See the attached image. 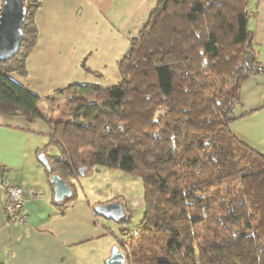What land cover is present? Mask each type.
<instances>
[{"label":"trees","instance_id":"1","mask_svg":"<svg viewBox=\"0 0 264 264\" xmlns=\"http://www.w3.org/2000/svg\"><path fill=\"white\" fill-rule=\"evenodd\" d=\"M250 2L161 0L118 64L121 81L71 85L58 106L12 77L26 75L38 42L42 1L25 0L21 48L0 63V114L51 128L60 154L49 175L71 182L100 167L141 178L129 264H264V155L231 129L243 83L264 72Z\"/></svg>","mask_w":264,"mask_h":264},{"label":"crops","instance_id":"2","mask_svg":"<svg viewBox=\"0 0 264 264\" xmlns=\"http://www.w3.org/2000/svg\"><path fill=\"white\" fill-rule=\"evenodd\" d=\"M41 1L35 16L38 42L27 58V73L12 77L58 105V100L65 101L62 91L71 85L105 90L121 81L118 64L161 0ZM3 3L0 0V6ZM249 9L253 13L249 28L255 34L258 60L264 64V0H251ZM84 63L90 72L83 68ZM41 106L47 108L48 102ZM236 114L244 116L231 124L234 134L264 155V72L243 83ZM59 154L45 122L28 123L22 117L0 114V167L25 193L43 192L40 199L27 203L29 223L22 227L6 223L0 189V264H107L117 246L109 231L117 228L106 221L130 223L123 207L125 215L120 219L100 216L97 206L119 203L80 192L81 177L69 182L53 174L64 179L72 191L71 197L57 202L49 171L51 157ZM40 155L46 157L50 170ZM95 172L87 171L84 177L92 178ZM92 244L99 245L93 252L96 255L90 253Z\"/></svg>","mask_w":264,"mask_h":264},{"label":"rangeland","instance_id":"3","mask_svg":"<svg viewBox=\"0 0 264 264\" xmlns=\"http://www.w3.org/2000/svg\"><path fill=\"white\" fill-rule=\"evenodd\" d=\"M251 3V2H250ZM65 101L58 100V106H64ZM239 111L237 110V113ZM61 114L57 115V119H60ZM48 141V139H47ZM53 148H55L53 146ZM80 192H87L88 196L92 198V195L100 196L102 200L110 202H118L125 209L130 217V223L117 224L113 221H106L111 224L113 228L109 231V235L117 241L118 250L126 257V264H129L127 252L122 245L121 240L125 238L123 235L124 230H133L137 228L145 215V188L141 178L136 175L125 173L119 169H105L97 168L94 177H81L78 184ZM108 242L106 241V246ZM99 245L92 244L90 246V253L96 255Z\"/></svg>","mask_w":264,"mask_h":264},{"label":"water","instance_id":"4","mask_svg":"<svg viewBox=\"0 0 264 264\" xmlns=\"http://www.w3.org/2000/svg\"><path fill=\"white\" fill-rule=\"evenodd\" d=\"M27 19V8L25 0H4L0 12V63L13 59L19 52L22 45L23 26ZM40 161L50 170L48 160L40 155ZM87 168H82L77 177H84ZM55 185V200L62 202L65 197H71L72 191L64 179L59 175H53L51 179ZM96 212L103 217L114 219L122 218L125 213L120 204H107L96 207ZM107 264H126V257L118 248H114Z\"/></svg>","mask_w":264,"mask_h":264},{"label":"built area","instance_id":"5","mask_svg":"<svg viewBox=\"0 0 264 264\" xmlns=\"http://www.w3.org/2000/svg\"><path fill=\"white\" fill-rule=\"evenodd\" d=\"M77 176V174H76ZM0 189L2 191L3 212L6 223L8 225L16 224L19 226H26L29 223V213L27 210V203L31 200H38L42 197L43 192L36 190L31 194H27L23 189L14 184L6 175L4 170L0 167ZM134 234L131 230H124V239L121 240L124 246L127 257L129 250L127 249V241ZM129 259V258H128Z\"/></svg>","mask_w":264,"mask_h":264}]
</instances>
